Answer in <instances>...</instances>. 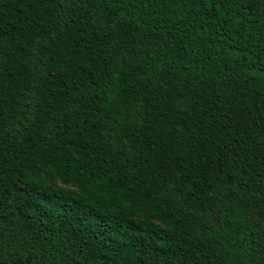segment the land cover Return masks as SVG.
<instances>
[{
	"label": "trees",
	"instance_id": "obj_1",
	"mask_svg": "<svg viewBox=\"0 0 264 264\" xmlns=\"http://www.w3.org/2000/svg\"><path fill=\"white\" fill-rule=\"evenodd\" d=\"M0 264H264V0H0Z\"/></svg>",
	"mask_w": 264,
	"mask_h": 264
}]
</instances>
